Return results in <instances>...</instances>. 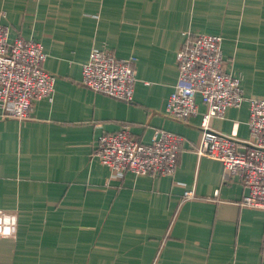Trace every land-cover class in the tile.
I'll return each mask as SVG.
<instances>
[{"label":"crops","instance_id":"0c3cea01","mask_svg":"<svg viewBox=\"0 0 264 264\" xmlns=\"http://www.w3.org/2000/svg\"><path fill=\"white\" fill-rule=\"evenodd\" d=\"M0 22L9 41L40 40L55 76L29 117H0V208L18 219L0 264H264V211L241 206V181L196 152L205 105L186 119L164 111L195 33L219 34L245 97H264V0H0ZM92 47L133 57L131 101L82 85ZM225 110L210 128L242 143L248 102ZM119 129L142 143L181 136L174 173L109 179L94 147Z\"/></svg>","mask_w":264,"mask_h":264},{"label":"built area","instance_id":"2783aa9c","mask_svg":"<svg viewBox=\"0 0 264 264\" xmlns=\"http://www.w3.org/2000/svg\"><path fill=\"white\" fill-rule=\"evenodd\" d=\"M219 34L188 36L176 53L178 79L170 91L165 112L176 119L197 114L198 101L205 105L199 123L201 135L197 154L222 163L224 181L237 177L244 192L241 206L264 211V97H245L241 77L229 69L223 57ZM44 45L29 37L8 40L7 26L0 22V117L24 120L35 101L52 99L55 76L45 69ZM135 60L118 58L110 50L92 47L81 69L83 86L117 99L131 101L134 91ZM248 102L249 137L241 142L210 128V119L223 116L225 109ZM181 136L155 131L150 142L142 143L129 130L100 133L95 155L109 170V179L126 172L152 176L172 175L180 151ZM191 197V190L183 191ZM18 219L14 209L0 208V237L15 238Z\"/></svg>","mask_w":264,"mask_h":264}]
</instances>
